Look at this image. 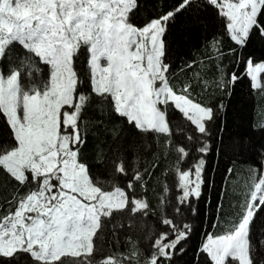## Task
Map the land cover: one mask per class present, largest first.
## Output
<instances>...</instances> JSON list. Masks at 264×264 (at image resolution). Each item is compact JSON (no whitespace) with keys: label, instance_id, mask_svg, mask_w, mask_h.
<instances>
[{"label":"snow or ice","instance_id":"1","mask_svg":"<svg viewBox=\"0 0 264 264\" xmlns=\"http://www.w3.org/2000/svg\"><path fill=\"white\" fill-rule=\"evenodd\" d=\"M181 17L200 25L205 45L218 49L207 23L215 17L235 44L230 52L240 67L217 68L220 91L230 95L245 78L264 89V62L244 53L254 36L264 41V0H178L154 14L143 0H0V118L8 132L0 168L18 193L0 218V258L8 264L20 253L33 264H132L134 258L140 264L141 246L143 264H174L187 252L194 233L187 217L197 215L194 202L208 183L212 126L224 104L206 103L193 97L190 83L177 89L170 80L168 37ZM195 65L184 61L185 68ZM94 95L108 101L117 122L111 129L103 120L94 125L110 143L90 163L82 155L89 135L84 114ZM161 141L173 156L176 196L172 215L165 209L155 217L136 189L146 190L145 178L159 167ZM250 146L259 161L251 190L228 230L205 234L194 264H264V227L253 231L264 211V144ZM106 236L114 247L122 239L131 244L127 261L105 252Z\"/></svg>","mask_w":264,"mask_h":264},{"label":"trees","instance_id":"2","mask_svg":"<svg viewBox=\"0 0 264 264\" xmlns=\"http://www.w3.org/2000/svg\"><path fill=\"white\" fill-rule=\"evenodd\" d=\"M149 14L168 10L178 3V0H143ZM208 28L217 32L219 40L218 49H213L209 42L205 45L203 41L204 32L200 25L190 19L181 17L172 27L168 39L173 48L172 60L174 75L170 76L171 82L179 89L185 83L192 85V95L202 99L206 103L217 104L223 102L224 110L220 115L223 117L217 120L212 126V148L213 151L207 154L206 176L208 183L205 186L204 194L194 205L198 211L195 217L189 215L187 218L194 224V233L189 241L187 252L177 255L174 264H194V253L197 246L206 238L207 234H223L234 221L246 194L257 177L259 161L253 147L264 144V89L250 87L249 78L236 83L230 95L220 91L216 84L219 80L218 67L224 68L225 72L232 69L233 64L237 68L236 56L230 52L235 44L230 41L228 35L219 29V21L215 17L208 18ZM245 55L252 53L254 62H264V41L254 36L251 43L244 50ZM194 59L197 65L191 69L185 68L184 61ZM84 57H81L78 71H85ZM205 81L207 83H205ZM264 82V76H262ZM111 107L108 101L99 96H93L84 114L85 123L88 124L89 135L86 144L83 146V158L90 163H95L103 158L107 152L110 138H106L104 131L94 127L100 120L111 129L113 123L117 122V116L111 114ZM174 124L184 126L186 122L177 119ZM8 136L6 127L0 118V142ZM250 142V143H245ZM155 155L159 158V167L154 174L145 178L146 190L137 187L138 195H145L154 209L155 217L162 216L165 209L171 216V205L174 203L176 190L174 188L173 176L169 169L172 167L173 156L168 154L164 142L155 146ZM149 172H152V159L148 160ZM97 173L103 172L98 168ZM168 172L167 178L165 173ZM167 179V183H165ZM165 187L172 188L171 192H165ZM16 183L13 178L0 168V218L10 207L15 206L18 193L15 191ZM151 218L149 223H152ZM264 227V211L256 214L253 231ZM123 238V233H121ZM137 237L132 235V239ZM108 243L105 244L106 253L124 255L127 261L131 252V244L124 242L119 246L111 244L110 236L105 237ZM145 249L141 246L140 264H143V253ZM0 264H8L0 258ZM11 264H33L27 254L20 253L19 259L13 260ZM137 264V258L132 260Z\"/></svg>","mask_w":264,"mask_h":264},{"label":"rangeland","instance_id":"3","mask_svg":"<svg viewBox=\"0 0 264 264\" xmlns=\"http://www.w3.org/2000/svg\"><path fill=\"white\" fill-rule=\"evenodd\" d=\"M261 82H262V77H261Z\"/></svg>","mask_w":264,"mask_h":264}]
</instances>
